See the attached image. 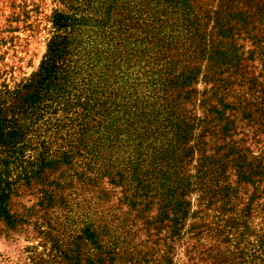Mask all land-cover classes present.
<instances>
[{
	"label": "trees",
	"instance_id": "16d2710c",
	"mask_svg": "<svg viewBox=\"0 0 264 264\" xmlns=\"http://www.w3.org/2000/svg\"><path fill=\"white\" fill-rule=\"evenodd\" d=\"M208 1L59 0L38 70L0 99V174H34L36 204L73 225L70 248L53 236L52 264L146 262L138 234L152 230L164 264L186 233L205 264H253L229 247L238 217L221 215L237 198L228 174L264 178L244 132L264 133V2ZM13 194L0 184L9 229L32 215ZM216 206L223 223L206 225Z\"/></svg>",
	"mask_w": 264,
	"mask_h": 264
},
{
	"label": "rangeland",
	"instance_id": "374dc122",
	"mask_svg": "<svg viewBox=\"0 0 264 264\" xmlns=\"http://www.w3.org/2000/svg\"><path fill=\"white\" fill-rule=\"evenodd\" d=\"M208 2L211 3L210 0ZM216 2L217 0L213 5H216ZM61 8L59 0H0V99L6 90L16 89L38 70L53 32L51 16L54 10ZM254 65L255 67L250 69L257 72L260 68L258 60ZM244 132L248 134L246 143L250 153L254 156L264 155V133L254 136L246 130ZM19 171H22L21 167L12 170V174H0V184L10 181L16 187L17 194H13L9 200L12 210H24L23 207L27 206L32 208V215L29 223L14 229H9L0 220V264H52L57 258L56 254H59L55 249L53 236L62 240V244L59 243L61 249L70 248L73 225L67 224L66 229L62 230L63 226L58 225L56 218L61 219L65 212L43 209L37 205L38 185L32 177L34 174H18ZM29 176L30 178H27ZM257 179L258 176L252 175L249 180L238 181L235 174H228V183L236 187L237 198L233 204L228 205L234 209L233 213L227 211L221 216L224 220H231L230 217L234 214L238 217V227L229 230L232 239L229 247L233 253L237 256L243 255L244 252L247 260L252 259L251 263L264 264V178L261 181ZM255 189L259 197L250 204V210H244L250 194ZM191 197L193 208H197L196 195ZM231 198L234 199L233 196ZM118 206L121 210L128 208L124 203ZM213 208L200 214V220L206 225L223 223L217 216L220 214L218 206ZM243 214H246L245 217ZM244 223L246 225H243ZM138 235L139 247L149 250L150 253L146 262L138 264H164L163 259L169 250V242L164 240L165 231L156 234L152 230L148 237L139 231ZM191 241L190 233H186L172 243V264H205L206 261L191 254ZM209 241V238L203 240L206 244Z\"/></svg>",
	"mask_w": 264,
	"mask_h": 264
}]
</instances>
